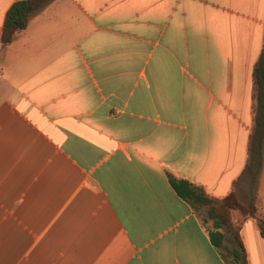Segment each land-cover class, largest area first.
Segmentation results:
<instances>
[{
  "label": "crops",
  "instance_id": "1",
  "mask_svg": "<svg viewBox=\"0 0 264 264\" xmlns=\"http://www.w3.org/2000/svg\"><path fill=\"white\" fill-rule=\"evenodd\" d=\"M15 1L0 0V31ZM263 36L264 0L32 12L0 49V264H230L169 175L251 198ZM254 194L264 217V163ZM239 234L247 263L264 264L257 220Z\"/></svg>",
  "mask_w": 264,
  "mask_h": 264
},
{
  "label": "trees",
  "instance_id": "2",
  "mask_svg": "<svg viewBox=\"0 0 264 264\" xmlns=\"http://www.w3.org/2000/svg\"><path fill=\"white\" fill-rule=\"evenodd\" d=\"M50 1L52 0H17L13 2L4 17L0 31L1 42L9 44L18 39L20 32L28 25L31 13L43 8ZM252 75L254 84L253 125L249 137L248 159L244 168V173L250 178L251 200L247 204L241 203L234 191L221 199L214 198L209 196L203 187L186 179L169 175L174 190L194 209L198 210L201 206H207L208 219L212 220L208 228V235L216 247L226 249L222 256L228 258L230 264H248L245 247L239 234V226L245 218H255L260 233L264 237V217L259 213L254 194L264 163V36L262 50ZM231 210H238L239 214L236 220L230 217ZM234 224L236 227L232 230ZM226 240L229 245L226 244Z\"/></svg>",
  "mask_w": 264,
  "mask_h": 264
},
{
  "label": "rangeland",
  "instance_id": "3",
  "mask_svg": "<svg viewBox=\"0 0 264 264\" xmlns=\"http://www.w3.org/2000/svg\"><path fill=\"white\" fill-rule=\"evenodd\" d=\"M1 46H2V42H1V40H0V49H1ZM6 61V59L4 58V55H1L0 56V64L1 63H3V61ZM250 188V187H249ZM248 191L250 192V196H251V198H252V193H251V191H250V189H248ZM249 192H247V194L249 195ZM238 197V196H237ZM251 198L250 199H248V197H246L245 198V200H243V199H241L240 197H238V199H239V201L241 202V203H243V204H247L250 200H251ZM255 203L257 204V202H256V199H255ZM257 206H258V204H257ZM259 209V208H258ZM198 211H199V213L201 214V216L204 218V219H206V221H209L210 223L212 222V220L211 219H208V216H207V206H201L199 209H198ZM229 214H230V217H233V219L234 220H236V218L238 217V210H231L230 212H229ZM236 223V222H235ZM235 227H236V225L234 224V225H232V230H234L235 229ZM231 229V228H230ZM228 235L230 234V233H228V232H226ZM231 235V234H230Z\"/></svg>",
  "mask_w": 264,
  "mask_h": 264
}]
</instances>
